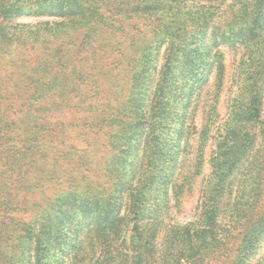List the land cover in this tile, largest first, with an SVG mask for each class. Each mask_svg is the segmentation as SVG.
Wrapping results in <instances>:
<instances>
[{"label":"rangeland","instance_id":"1","mask_svg":"<svg viewBox=\"0 0 264 264\" xmlns=\"http://www.w3.org/2000/svg\"><path fill=\"white\" fill-rule=\"evenodd\" d=\"M192 1L168 0L164 5L156 0H98L97 24L76 22L74 13L24 14L15 19L27 24L29 34L35 33L40 41L26 38L0 44V264H96L104 241L101 236L108 228H115L109 238L118 246L119 264H166L173 259L171 230L198 219L206 185L214 176L211 160L217 146L227 127L240 124L232 111L245 108L256 77L262 79L264 90V74L259 75L261 71L252 64L264 55L262 48L258 51L260 45L237 42L213 47L217 56L207 60V78L198 98L191 107L179 106L181 114L184 108L191 111L184 147L172 145L170 133L168 145L161 139L147 155L144 168L151 161L150 170L143 166L137 170L138 163L131 171L134 160L144 157L140 116L147 101L142 93L132 107L139 94L131 96L130 74L140 67L141 49L146 40L150 48L155 32L168 25L164 31L185 35L188 24H193L186 13ZM154 4L155 11L149 10ZM224 8L230 14L228 7L220 10ZM11 26L7 25L8 31ZM167 40L158 49L156 78L165 62ZM40 57L47 82L43 107L28 108L31 91L23 75L27 74L25 60ZM220 60L222 72L217 68ZM74 67L80 75L74 76ZM85 71L88 76L82 75ZM55 72L59 82H67L66 88L49 85ZM64 92L73 100L63 99ZM213 106L217 110L210 115ZM173 108L164 109L162 117L171 118ZM129 111L134 114L131 119L126 118ZM133 118L130 132L135 136L126 138L125 122ZM255 148L264 150L262 138ZM241 168L249 171L246 159L236 172ZM235 175L237 180L241 176ZM175 176L184 186L179 201L172 190ZM114 177L118 192L113 199L85 197L106 198L107 188L116 185ZM140 178L143 184L136 189ZM78 197L88 200L82 209ZM108 207L113 215L110 224L105 220ZM257 207L264 212V190ZM80 239L84 248L78 252ZM237 245L238 239L229 235L224 249L207 252L191 263L231 264ZM246 264H264V244Z\"/></svg>","mask_w":264,"mask_h":264},{"label":"trees","instance_id":"2","mask_svg":"<svg viewBox=\"0 0 264 264\" xmlns=\"http://www.w3.org/2000/svg\"><path fill=\"white\" fill-rule=\"evenodd\" d=\"M213 1L217 3V0H206L203 4H197L199 3L198 0L191 2L186 13L190 14V20L193 24H188L189 29L185 31V35L180 36L179 32L176 31H164L168 29L167 25L160 33L155 32L152 40L149 39L153 42L150 48H147L148 41L146 40L145 46L141 49V62L138 65L140 67L132 71L130 81L131 96L136 93L139 94L137 99L132 100V107L136 106V101L141 100L140 95H143L142 93L146 95V98L143 99L147 101L146 109L141 112L140 116L141 133H145L144 147L141 149L144 157H138L134 160V164L132 163L130 166L132 172H134L132 167L138 166V163H140V167L138 166L137 170L140 169L141 171V166L144 170H150L151 161L146 169L144 168L147 155L153 150V144L155 142L160 143L161 139L165 140L167 145L172 140V145L184 147L182 140L190 128L187 119L191 111L190 108H184L185 111L181 114L179 106L191 107L193 101L198 98L200 87L207 78L204 72L208 67L207 60L213 61V58L217 56V53H212L213 47L220 44L234 46L237 42L244 44L256 42L260 45L259 53L261 48L264 50V0H232L231 2L221 0L216 5H213ZM156 2L168 4V0H156ZM224 6L230 9V14H226L225 8L221 11ZM156 7L154 4L148 9L155 11ZM215 10L219 12H215ZM58 13H74V21L93 22V24H97L101 15L98 0H0V44L10 40L8 43L10 45L17 39L21 41L26 38L40 41V37L36 36L35 33L29 34L27 24L15 23V19L24 14ZM192 15L198 17L192 19ZM8 24L12 25V31L7 30ZM166 39H168V45L164 56L165 62L158 71L156 78L158 49ZM210 46L211 49H209ZM31 51L35 52L36 48ZM42 59L40 57L34 58L33 61L25 60L27 74L23 75L29 80L31 91L28 108L43 107L42 101L45 98L47 82L44 76L45 72H43ZM252 64L256 70L261 71L259 75L264 74V55H261ZM223 67L224 63L220 60L217 66L218 71L222 72ZM74 69L76 71L74 76L81 74L76 67ZM82 75L88 76V71ZM55 76L56 72L52 76L53 80L49 81V85H55L58 89L66 88L67 86L64 84L67 82L63 83V80L59 82ZM260 82L263 83L260 77L254 79L245 108L239 112L232 111L235 115V121L237 120L240 124L237 128L227 127L223 139L217 146L211 160L214 166V176L209 178L206 185L198 219L185 226H175L171 230L174 238V255L173 259L166 264H184L183 260L190 262V264H192L191 262L195 263L207 252L222 249L224 241L229 235L238 239V245L233 249L231 264H246L249 256L263 246L264 212L261 213L257 205L261 202L264 190V150L255 148L261 138L264 140V90ZM70 88L73 91L76 90L74 80H71ZM60 96L63 99H71V97L68 98L66 92ZM170 106L171 108L174 107L171 118L165 119L161 114L164 109ZM216 110L217 108L214 106L210 108V115L215 114ZM129 112L126 115L127 119H131L130 117L134 115L133 112ZM139 115L137 113L135 117H139ZM32 117L34 118V116ZM97 117L100 118L101 115L99 114ZM135 121L136 119L133 118L131 121L125 122L126 138L135 136L134 132H130L133 131ZM144 125H147V128ZM170 133L172 134L171 139ZM254 151L258 156L255 155ZM245 159L249 171L244 173L241 168L236 172L243 165ZM239 162H241L240 165ZM155 168L157 165L153 167V172ZM236 173L241 174L238 180ZM145 174L142 171L141 177L143 178ZM142 178L136 184V189L141 188ZM112 180L116 182V185L113 184L107 188L109 192H107L106 198L85 197L103 201L113 199L115 193L118 192L116 188L118 182L115 177ZM236 180L239 186L234 190ZM132 182L133 179L131 178L128 184L130 187L133 185ZM172 183L174 196L179 201L180 194H183V183L178 181L177 176L173 178ZM78 198L81 201V206L78 207L82 209L88 200ZM95 205L98 208L100 204L95 202ZM105 220L108 224L113 220V215L109 213V207L105 214ZM158 221L156 219L153 223ZM114 229L108 228V232L101 236L104 241L100 245L101 250L96 264H119L116 262V255L119 256V251L116 252L118 246H114V239L109 238V234L113 233ZM140 234H143L142 231ZM153 238L155 237L152 236L150 239L153 240ZM82 242L80 239L77 246L78 252L84 248L80 244ZM106 254L108 259L105 260Z\"/></svg>","mask_w":264,"mask_h":264}]
</instances>
